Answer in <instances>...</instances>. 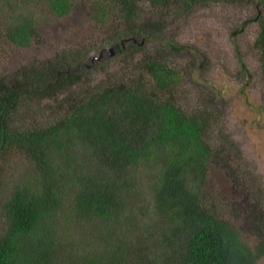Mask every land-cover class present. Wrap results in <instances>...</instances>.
Masks as SVG:
<instances>
[{
    "label": "trees",
    "instance_id": "trees-1",
    "mask_svg": "<svg viewBox=\"0 0 264 264\" xmlns=\"http://www.w3.org/2000/svg\"><path fill=\"white\" fill-rule=\"evenodd\" d=\"M220 1L233 0H0L1 32L21 48L37 38V2L57 16L86 4L105 42L133 69L77 96L74 87L99 59L84 49L0 76V176L10 155H22L32 169L0 192V264H257L264 256V189L231 207L254 225L251 246L232 215L205 194L222 156L206 139L217 108L210 97L202 108L180 106L175 94L183 76L159 59L160 45L183 50L160 37L162 18ZM255 20L264 83L259 11ZM62 94L65 108L53 121L15 125L29 101L63 107Z\"/></svg>",
    "mask_w": 264,
    "mask_h": 264
},
{
    "label": "rangeland",
    "instance_id": "rangeland-1",
    "mask_svg": "<svg viewBox=\"0 0 264 264\" xmlns=\"http://www.w3.org/2000/svg\"><path fill=\"white\" fill-rule=\"evenodd\" d=\"M233 1L194 6L162 18L165 28L160 37L170 44L182 45L183 50L174 52L160 45L165 52L160 53L159 59L179 69L183 76L175 94L180 106L186 110L202 108L208 105L209 97L210 103L215 104L218 118L210 124L206 139L222 156L212 167L205 194L218 203V208L225 209V217L232 215L242 238L253 246L257 234L254 225L243 212L231 207L239 206L245 195H258L259 187L264 189V83L259 53L253 46L258 31L255 16L259 11L264 17V0ZM142 10L146 12L148 6ZM34 14L38 35L26 48L7 43L0 29V76L27 62H41L65 49L76 48L99 58L95 67L89 66L86 79L74 87L76 96L81 90L107 85L122 72L132 73L130 62L116 54L112 43L105 42L104 35L90 20L86 4L78 2L69 14L57 16L37 2ZM149 16L146 13V18ZM245 20L247 23L241 26ZM235 29L239 31L232 37ZM140 58L138 55L135 60ZM200 62L201 66H197ZM64 95H60L63 107L56 100L43 99L36 104V98L29 101L16 116L15 125L27 128L53 121L65 108ZM229 140L233 141L228 143ZM22 157H8L11 161L0 176L1 195L25 171L32 170ZM237 176L239 179L234 178ZM257 264H264V256Z\"/></svg>",
    "mask_w": 264,
    "mask_h": 264
},
{
    "label": "clouds",
    "instance_id": "clouds-1",
    "mask_svg": "<svg viewBox=\"0 0 264 264\" xmlns=\"http://www.w3.org/2000/svg\"><path fill=\"white\" fill-rule=\"evenodd\" d=\"M185 53V52H184ZM93 59H95V58H93Z\"/></svg>",
    "mask_w": 264,
    "mask_h": 264
},
{
    "label": "water",
    "instance_id": "water-1",
    "mask_svg": "<svg viewBox=\"0 0 264 264\" xmlns=\"http://www.w3.org/2000/svg\"><path fill=\"white\" fill-rule=\"evenodd\" d=\"M110 51V50H109Z\"/></svg>",
    "mask_w": 264,
    "mask_h": 264
}]
</instances>
